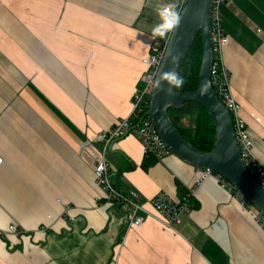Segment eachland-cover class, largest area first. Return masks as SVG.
<instances>
[{"label":"crops","instance_id":"crops-1","mask_svg":"<svg viewBox=\"0 0 264 264\" xmlns=\"http://www.w3.org/2000/svg\"><path fill=\"white\" fill-rule=\"evenodd\" d=\"M182 2L0 0V230L33 233L0 238V264H211L209 238L228 264H264L256 209L173 153L147 157L136 131L107 156L113 183L138 192L143 224L128 227L94 182L85 148L100 150L94 135L130 115L157 9ZM221 16L231 89L264 165V0H233ZM159 192L190 199L171 227Z\"/></svg>","mask_w":264,"mask_h":264},{"label":"built area","instance_id":"built-area-1","mask_svg":"<svg viewBox=\"0 0 264 264\" xmlns=\"http://www.w3.org/2000/svg\"><path fill=\"white\" fill-rule=\"evenodd\" d=\"M233 0H213L211 24L214 47V58L211 69V82L217 97L224 103L231 113L235 136L241 155L248 171L264 187V165L254 152V140L248 128L247 122L240 114L241 105L235 99L231 85L230 73L224 62V47L229 42V36L225 33L222 23L221 7L231 3ZM179 10V9H178ZM167 40L155 39L151 44L148 54L142 58L145 66L137 87L131 96V113L127 117L118 119L114 125L107 130L96 133L93 141L101 144L100 150L86 147L85 151L93 163L94 182L101 187L105 193L106 201L116 210L124 213L128 218V227H139L143 224L144 218L140 215L145 209L139 201V194L135 190L122 192L111 179V166L107 156L108 149L117 140L136 131L142 143L144 154L147 157L163 159L171 154V150L158 134L152 118L147 114L149 106V94L155 83V77L164 52L167 47ZM3 159L0 156V164ZM208 176H214L222 181V185L229 187L243 203L251 204L248 199L228 181L212 172L210 169L199 168V178L204 180ZM189 197L177 201L165 192L157 193L152 203L155 210L163 219L165 226L181 221V215L189 209ZM257 211V210H256ZM255 219L264 231V216L256 212ZM46 227L37 229V233L45 235ZM33 233L22 229L15 222H12L5 231L0 230V238H7V235L25 236ZM9 244L16 247L13 243Z\"/></svg>","mask_w":264,"mask_h":264},{"label":"water","instance_id":"water-1","mask_svg":"<svg viewBox=\"0 0 264 264\" xmlns=\"http://www.w3.org/2000/svg\"><path fill=\"white\" fill-rule=\"evenodd\" d=\"M212 4L213 0H183L179 8L183 16L182 22L175 33L169 35L161 65L157 70V73L167 71L174 66L179 72L184 57L200 33L202 58L197 89L184 92L174 89V94L170 95L166 91L155 89L154 83L149 94L147 114L174 155L197 168L212 170L240 191L264 216V187L248 171L236 140L231 113L217 97L211 82L214 58ZM172 57L177 58L175 65L171 63ZM187 102L202 105L214 122L215 137L211 151L199 150L191 144L169 116L170 108L179 109Z\"/></svg>","mask_w":264,"mask_h":264},{"label":"trees","instance_id":"trees-1","mask_svg":"<svg viewBox=\"0 0 264 264\" xmlns=\"http://www.w3.org/2000/svg\"><path fill=\"white\" fill-rule=\"evenodd\" d=\"M202 58L201 34L196 36L188 54L184 57L179 74L184 78L182 88L177 91H193L198 87V74ZM169 116L185 139L202 151H211L214 145L215 125L207 110L199 104L187 102L179 109H169ZM189 118L188 123L183 120ZM182 122V123H181ZM146 168V161L144 164ZM3 240H7L5 237ZM9 243V242H7ZM202 253L211 264H228L225 252L211 238L206 240Z\"/></svg>","mask_w":264,"mask_h":264},{"label":"clouds","instance_id":"clouds-1","mask_svg":"<svg viewBox=\"0 0 264 264\" xmlns=\"http://www.w3.org/2000/svg\"><path fill=\"white\" fill-rule=\"evenodd\" d=\"M157 16L159 22L153 26L151 35L153 38L162 40L169 39V34L175 33L183 19L182 12L178 10V5L176 3L160 5L157 9ZM176 62L177 58L172 57V65H175ZM184 83V78L173 66L167 71H159L156 74L155 89L166 91L171 95L174 94V89L182 88ZM165 85H167V87H165Z\"/></svg>","mask_w":264,"mask_h":264},{"label":"rangeland","instance_id":"rangeland-1","mask_svg":"<svg viewBox=\"0 0 264 264\" xmlns=\"http://www.w3.org/2000/svg\"><path fill=\"white\" fill-rule=\"evenodd\" d=\"M230 85H231V81H230ZM188 120H189V118L184 119V120H183V123H184V124H187V123H188ZM181 123H182V122H181ZM16 247H17V246H16ZM16 247H14V248H16Z\"/></svg>","mask_w":264,"mask_h":264}]
</instances>
